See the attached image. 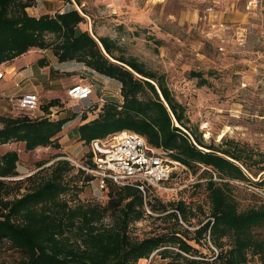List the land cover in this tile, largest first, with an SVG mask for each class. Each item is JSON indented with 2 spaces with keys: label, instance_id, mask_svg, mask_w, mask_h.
I'll use <instances>...</instances> for the list:
<instances>
[{
  "label": "trees",
  "instance_id": "trees-1",
  "mask_svg": "<svg viewBox=\"0 0 264 264\" xmlns=\"http://www.w3.org/2000/svg\"><path fill=\"white\" fill-rule=\"evenodd\" d=\"M32 3L0 0V64L33 48L52 49L60 63H82L118 81L122 101L106 100L87 108L93 111L82 115L79 139L89 145L94 139L129 130L144 136L153 147L171 150L172 158L186 169L194 173L203 169L209 175L197 186L205 188L210 212L207 215L201 203L183 199L165 204L152 197V189L144 194L133 186L110 185L118 188L108 192L105 204L75 203L70 198L78 197L75 186L92 181L91 175L59 158L26 180H13L19 175V153L9 150L0 153V248L18 252L14 264H138L154 253L165 260L163 264H264V236L259 231H264V193L260 190L264 179L253 181L248 175L254 168L257 173L264 171V153L254 155L233 140L205 143L190 131L186 107L165 74L128 55L117 39L96 37L81 29L85 18L76 8L37 17L27 11ZM193 76L206 84L201 73ZM58 106V99H52L43 106L46 113L37 117L0 115V147L20 142L26 151L61 148L57 136L67 119L50 117ZM89 114L96 117L88 119ZM239 181L251 184L253 195L247 201L234 193ZM150 210L165 225L144 237L133 234L131 225ZM196 217L198 226L191 231V220Z\"/></svg>",
  "mask_w": 264,
  "mask_h": 264
},
{
  "label": "rangeland",
  "instance_id": "rangeland-1",
  "mask_svg": "<svg viewBox=\"0 0 264 264\" xmlns=\"http://www.w3.org/2000/svg\"><path fill=\"white\" fill-rule=\"evenodd\" d=\"M30 1L33 6L27 8V11L37 17L76 8L85 18L80 24L81 29L88 30L96 37L111 36L117 39L128 55L136 56L149 68L165 74L176 98L186 107L190 131L200 135L205 143L218 144L224 140H233L254 155L264 153V37L261 36L264 12L250 14L245 11L242 2L235 0ZM213 3L217 6L216 11L210 14L207 8ZM222 13L230 17L231 21L238 20L239 25L248 28L244 42L237 40L236 28L228 23V28L224 30L213 28L212 24L218 21L216 19ZM221 45L225 47V52L219 50ZM20 57L16 70L24 71V76H17L13 67L17 58L6 63V66L12 68L8 69V80L0 85L1 115H19V110L13 111L16 108V97L25 92H37L41 97V106L35 112L36 116L45 112L43 106L52 99L59 101V106L53 108L52 114L64 107L67 109L59 110L56 115L65 110H76L81 116L88 114L93 110H85L82 102L67 95V89L80 82L95 85L92 102H97L101 97L106 100L122 99L118 81L94 73L82 63H60L52 49L33 48ZM197 72L201 73L206 84H201V77L193 76ZM55 96L59 97L53 98ZM77 143L69 141L72 145ZM9 150L19 153V175L13 177V180H26L41 168L51 165L59 159L57 155L61 154L59 148L51 146L26 151L25 144L20 142L0 147L1 154ZM87 151V145L83 144L79 145L78 151L68 155L81 161ZM40 163H43L41 167ZM176 171L177 177L165 183L162 189L152 188V197H157L165 204L182 199L201 203L209 215L205 188L197 186L198 182L206 180L204 176L209 175H204L203 169L197 173L190 169ZM258 171L254 168L252 173H248L251 180L264 179V171ZM27 183L24 182L23 187ZM235 184L234 193L237 198L244 201L252 198L249 181ZM74 190L78 192V197H68L75 203L105 204L109 199L108 192L100 190L96 181L79 183ZM260 190L264 193V186ZM147 213L143 220L131 225L133 234L144 237L165 225L156 218L157 213L151 210ZM191 221L192 226L189 228L193 231L198 226V218H192ZM259 231L264 236V231ZM198 248L213 255L205 247ZM212 249L217 250L214 246ZM18 256V252L7 246L0 248V264H14ZM164 262L154 253L138 264Z\"/></svg>",
  "mask_w": 264,
  "mask_h": 264
},
{
  "label": "built area",
  "instance_id": "built-area-1",
  "mask_svg": "<svg viewBox=\"0 0 264 264\" xmlns=\"http://www.w3.org/2000/svg\"><path fill=\"white\" fill-rule=\"evenodd\" d=\"M235 1L242 2L245 11L250 14L264 12V0ZM214 3L207 8L210 14H214L216 11L217 6ZM59 13L63 14L64 11ZM212 26L216 30L228 28L227 23L223 20H218ZM232 27L236 28L237 40L244 42L247 38L248 28L243 25ZM262 28L261 36L264 37V22ZM219 50L226 51L223 45L219 46ZM9 74L6 64H0V85L8 80ZM16 84L19 85L18 82ZM94 90L93 83L80 82L72 84L67 89V95L71 99L82 102L83 108L86 110L95 103L101 105L106 101L104 97H101L97 102H92ZM16 98V108L13 111L19 110L21 113L37 117L35 112L41 106V97L37 92H25ZM119 101L121 102L122 99ZM1 110L2 106L0 105V112ZM87 147V155H84L81 161L64 158L71 161L76 169H81L87 175H91L93 180L90 182L96 181L99 189L107 192L110 191V185L133 186L146 194L148 189H162L176 170L186 169V166L172 158L171 150L151 146L144 136L134 131L124 130L110 134L105 138L94 139Z\"/></svg>",
  "mask_w": 264,
  "mask_h": 264
},
{
  "label": "crops",
  "instance_id": "crops-1",
  "mask_svg": "<svg viewBox=\"0 0 264 264\" xmlns=\"http://www.w3.org/2000/svg\"><path fill=\"white\" fill-rule=\"evenodd\" d=\"M216 20H223L226 23H228L231 27L232 26H235V25H239L238 24V20H234L233 19L234 21H231L230 20V17H226V14L225 13H222L221 17L220 18H217ZM20 58H17L16 60L18 62L16 61L14 63V65H13V67L15 68V70L18 68L17 64L19 63ZM9 68H12V66L11 67H8V69ZM23 72L24 71H18V70H16L17 76L18 75L24 76V73ZM120 88H121V84H120ZM38 90H42V89L38 88ZM57 97H59V96H55L53 98H57ZM49 99H51V97H49ZM78 106H79V108H81L80 103H78ZM64 109H67V108L64 107V108H61V109H57L56 111H54L55 113L52 114L53 115V117H52L53 119H56V120L57 119H67V122L65 123V125L63 127V130L57 136V141L61 145V148H59L60 153L61 154H65L66 156H61L59 158H64V157L73 158V157H71L68 154L75 153L76 151H78L79 145H83L84 144V141H82V140L79 139L80 136H79V133H78V127L84 121L82 120L81 114H79L80 112L77 114V111L76 110H72V112L69 111V110L60 111L56 115V112H58L59 110H64ZM94 117H96V114H92L88 119H93ZM71 140L78 141V143L75 144V145L69 144V141H71Z\"/></svg>",
  "mask_w": 264,
  "mask_h": 264
}]
</instances>
